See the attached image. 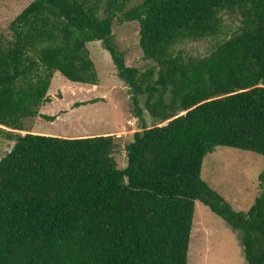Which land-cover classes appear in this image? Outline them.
Listing matches in <instances>:
<instances>
[{"label":"trees","instance_id":"1","mask_svg":"<svg viewBox=\"0 0 264 264\" xmlns=\"http://www.w3.org/2000/svg\"><path fill=\"white\" fill-rule=\"evenodd\" d=\"M225 13L238 26L207 56L175 51L221 35ZM115 19L138 23L151 67L126 65ZM92 42L109 53L139 123L122 168L113 135L24 127L54 121L39 109L55 73L98 84ZM0 136L11 142L0 157V264H187L195 201L237 233L245 264H264V168L246 211L201 178L216 147L264 158V0H32L0 34Z\"/></svg>","mask_w":264,"mask_h":264},{"label":"rangeland","instance_id":"2","mask_svg":"<svg viewBox=\"0 0 264 264\" xmlns=\"http://www.w3.org/2000/svg\"><path fill=\"white\" fill-rule=\"evenodd\" d=\"M32 0H0V34H6L9 23ZM136 3L139 0H134ZM223 33L216 38L184 42L175 47L184 56H207L219 43L237 28L236 15H222ZM137 22L112 25L114 42L125 54V63L141 71L153 65L142 59L138 45ZM94 63L98 84L96 86L73 83L55 73L47 91L48 101L39 113L55 117L48 122L36 117L24 121L27 131L34 134L62 138L113 135L120 150L113 153L118 168L126 164L123 146L139 127L134 118L128 87L117 77L115 66L101 42L87 45ZM94 103H89L93 102ZM88 102L76 107V103ZM180 115V114H179ZM149 123V118L145 114ZM24 133V132H22ZM0 136V157L9 147ZM264 168L263 156L230 147H216L202 162L201 178L217 192L235 211H246L259 195L258 175ZM187 264H245L237 233L208 207L195 201L192 229L187 253Z\"/></svg>","mask_w":264,"mask_h":264},{"label":"water","instance_id":"3","mask_svg":"<svg viewBox=\"0 0 264 264\" xmlns=\"http://www.w3.org/2000/svg\"><path fill=\"white\" fill-rule=\"evenodd\" d=\"M120 149H122V147H120V146L115 147V150H120Z\"/></svg>","mask_w":264,"mask_h":264}]
</instances>
